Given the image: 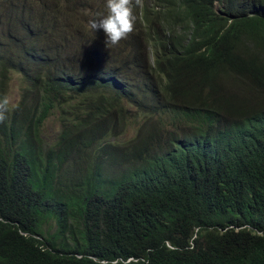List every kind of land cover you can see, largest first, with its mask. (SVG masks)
Returning a JSON list of instances; mask_svg holds the SVG:
<instances>
[{"label": "trees", "instance_id": "obj_1", "mask_svg": "<svg viewBox=\"0 0 264 264\" xmlns=\"http://www.w3.org/2000/svg\"><path fill=\"white\" fill-rule=\"evenodd\" d=\"M82 2L0 0V96L25 85L0 123V264H264V0L135 6L126 52L79 16L106 0Z\"/></svg>", "mask_w": 264, "mask_h": 264}, {"label": "rangeland", "instance_id": "obj_2", "mask_svg": "<svg viewBox=\"0 0 264 264\" xmlns=\"http://www.w3.org/2000/svg\"><path fill=\"white\" fill-rule=\"evenodd\" d=\"M43 2L45 4H50V3H60V0H43ZM85 0H83L82 3H84ZM135 6L140 9L143 10L144 7H147L150 11L153 17H156L157 14V10H158V0H133ZM81 8V5H80ZM216 9H219V6L216 5ZM79 10V9H78ZM76 11V10H74ZM219 11V10H218ZM82 19V22L90 27V21L96 19L95 16H92L90 19L86 18L85 15H79ZM123 44L122 46V51L126 52V48L129 45V36L127 39L121 40L120 43L118 44V47ZM87 54V52H86ZM85 54V55H86ZM102 54L104 55V52L102 51ZM149 61L150 64H153L154 61V54L151 52L149 54ZM85 70H88V68H86ZM98 78H105L108 77L107 74L102 73V72H97L95 73ZM12 78V77H11ZM129 79L134 81L133 79V75L129 76ZM21 82V83H20ZM142 83V81H140V84ZM24 84L21 81V79L19 77L16 76V74L13 76L11 83H10V88H9V93L8 96L11 99L13 105H18L19 100L22 97L23 94V88H24ZM70 112L72 113V109H70ZM73 114V113H72ZM74 115V114H73ZM75 117L71 118V122L74 123L75 122ZM63 122H65V124H68L69 121H63L60 118V113L59 111H55L50 118L45 122L43 128H42V139L44 143H50V145L55 144L56 140H57V136H59L60 132L64 129L63 127ZM134 108H132L131 111V118H130V122H128L127 124H125V126L121 129H119L118 133L116 134V132H113L112 137L110 138V141L114 142V143H118L125 145L127 142L131 141V138L135 135V131H136V125L134 124ZM134 134V135H133ZM132 136V137H131ZM95 139L99 140V144H104L107 140H109V135L106 136L104 133L98 134L95 136ZM46 147V144H44ZM97 151V153L95 152V154L99 153V149L97 147H94ZM110 150H113V148H110ZM184 153V151H183ZM94 160V152L93 150H88V151H81L79 152H75L73 158L71 159V162H73L72 164H70L67 169L71 172L72 175H76V173L82 169H84L86 166L90 165L92 163V161ZM115 165L113 164H108L106 162L105 164V169L106 172L109 173L110 171L113 170ZM90 168H87V170L84 172L85 174L89 171Z\"/></svg>", "mask_w": 264, "mask_h": 264}, {"label": "clouds", "instance_id": "obj_3", "mask_svg": "<svg viewBox=\"0 0 264 264\" xmlns=\"http://www.w3.org/2000/svg\"><path fill=\"white\" fill-rule=\"evenodd\" d=\"M216 5L219 6L218 12H221L218 1L215 3V7ZM134 7L135 4L133 0H106V15H103L98 20L94 19L90 21V28L92 30H102L104 32V43L107 48L118 45L121 40L127 39L128 36L133 33L136 23ZM141 81V89H144L146 83H148V78L144 77ZM18 107V105H13L8 95L0 96V123L7 120L10 112ZM154 119V125L158 128V133L163 134L169 126L168 123L158 115H156ZM188 148L189 142L185 145L184 153H186ZM105 164L106 162H104L100 169L103 177L106 173Z\"/></svg>", "mask_w": 264, "mask_h": 264}]
</instances>
